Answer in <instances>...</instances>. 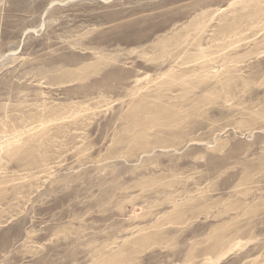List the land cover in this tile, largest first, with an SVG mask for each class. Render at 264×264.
I'll use <instances>...</instances> for the list:
<instances>
[{
    "label": "rangeland",
    "instance_id": "374dc122",
    "mask_svg": "<svg viewBox=\"0 0 264 264\" xmlns=\"http://www.w3.org/2000/svg\"><path fill=\"white\" fill-rule=\"evenodd\" d=\"M262 11L264 0H0V264H264ZM233 20L236 44L217 51L213 34ZM187 32L217 52L213 67L235 61L233 84L183 90V55L162 49ZM140 100L150 115L130 116ZM169 105L165 127L152 116ZM43 117L40 147L30 132L3 137Z\"/></svg>",
    "mask_w": 264,
    "mask_h": 264
},
{
    "label": "bare ground",
    "instance_id": "6f19581e",
    "mask_svg": "<svg viewBox=\"0 0 264 264\" xmlns=\"http://www.w3.org/2000/svg\"><path fill=\"white\" fill-rule=\"evenodd\" d=\"M252 1V0H251ZM257 1H259V0H257ZM245 2V1H244ZM251 3V2H250ZM250 3H249V5H250ZM253 3H255V1L253 2ZM245 4V3H244ZM243 4V5H244ZM256 4V3H255ZM246 5V7L248 6V3L247 4H245ZM245 5L244 6H242V7H245ZM251 6V5H250ZM253 6H255L254 4H252V7ZM259 7V6H258ZM248 8H249V6H248ZM261 10V9H260ZM248 12V11H247ZM255 12V11H254ZM262 12H264V11H262ZM260 14H261V12H259ZM251 15H253V13H251ZM259 15V14H258ZM263 15V16H262ZM261 16L262 17H264V14H262ZM245 16V15H244ZM250 16V15H249ZM248 16V17H249ZM251 17V16H250ZM254 17V16H253ZM262 17H259V19L260 18H262ZM252 18V17H251ZM258 18V17H257ZM237 19V18H236ZM248 19V18H247ZM264 19V18H263ZM252 20L253 21H251L250 19H248L246 22H247V24H249V25H253L254 26V24H256V22H255V20H257L256 18H255V20H254V18H252ZM223 21V20H222ZM234 21V27H232L233 25H230V24H227L226 26L225 25H222L221 26V28H219L217 31H215V33L213 34V37L211 38V40L213 41H218V42H220V41H223V42H225V44L224 45H214V46H212V47H215L216 48V50H217V48L218 49H220V50H225V47L226 48H229V47H232V45H234V44H236V42L237 41H234V40H229V41H227V39H229L231 36H238L240 33H241V30H240V28H239V25H238V27L235 25V20H233ZM260 21H261V19H260ZM231 22V21H230ZM232 24H233V22H232ZM237 27V28H236ZM243 27V26H242ZM241 27V28H242ZM244 29V28H243ZM235 30H237V31H240V32H237L236 33V31ZM245 30V29H244ZM201 33V32H200ZM203 33V32H202ZM177 35H179V34H177ZM198 35V34H197ZM202 35V34H201ZM179 37L180 36H177V37H175L174 38V40L172 41V39H170L169 40V42H170V45H171V47L170 46H167V47H170V49L169 50H166V49H162V51L163 52H165L166 53V55L167 54H170V55H172L173 53L172 52H170V50L171 49H177V50H174L175 52H178L179 54H182L183 56L181 57V58H179V60H178V64H177V67H183L182 69H183V71H181L180 73H179V75L175 78V80L178 82V81H181V83H179L182 87H183V90H187V89H194V88H196L199 84H203V85H205L206 86V88H208V89H211V88H209V82L211 81V82H213L214 80L216 81V82H219V84H220V88L222 87V89L224 88V89H226L229 85H231V83L233 84L234 83V81L235 80H237V75H229V73H235V72H239L240 70H239V68L237 67V66H234V63H235V61H233V62H229L228 60V62L226 61V59L227 58H222V60H221V58H220V60L222 61V63H220V65H218L217 67H213V64H216L215 63V61L217 60L216 59V57L214 58L212 55L214 54V53H217V52H210V51H213V50H210L209 51V49L207 50V49H205V48H202V46H203V44H202V42H201V40H199V39H196V38H192L191 36V38L192 39H190L189 38V34H188V32L185 34V36H184V38H180L179 39ZM160 45V44H159ZM157 47V46H156ZM158 48V47H157ZM161 48H164V47H161ZM173 51V52H174ZM218 51V50H217ZM157 53V52H156ZM159 53V52H158ZM162 54H164V53H162ZM166 55H165V57H166ZM176 55V54H175ZM178 56V55H177ZM218 56H219V53H218ZM159 57H161L160 55H159ZM164 57V56H163ZM173 57V56H172ZM175 57V56H174ZM177 58V57H176ZM165 60V59H164ZM217 62V61H216ZM240 62V61H239ZM231 64H233V66L231 65ZM238 68V69H237ZM171 69H173V68H171ZM239 74V73H238ZM239 76V75H238ZM214 83V82H213ZM213 83H211V86H212V84ZM172 84H173V82H172ZM204 86V87H205ZM213 87H215V85L213 86ZM200 88V87H199ZM230 88V87H229ZM202 89V88H201ZM169 90V89H168ZM183 90H182V92H183ZM204 90H205V88H204ZM232 90V89H231ZM191 92H192V90H190ZM189 91V92H190ZM188 92V91H187ZM184 93V92H183ZM207 93H212V91L211 90H209V92H207ZM213 93H215V92H213ZM186 94H188V93H186L185 92V95ZM224 96V95H223ZM180 98V97H179ZM174 101V100H173ZM136 102V101H135ZM138 102V104H135V105H131V106H133V108L135 109H131L132 107L130 106V109L129 110H131L132 111V113H131V111H130V116H132L133 115V112H134V114L136 113V110L138 109V106H142L144 103H142L143 102V100H142V102H141V100H140V102L139 101H137ZM134 103V102H133ZM147 103V102H146ZM163 104V103H162ZM162 104H161V106H162ZM167 104V103H166ZM165 104V105H166ZM152 105V104H151ZM158 105V104H157ZM156 105V106H157ZM153 106V105H152ZM155 106V107H156ZM171 105H169L167 108H169ZM163 107V106H162ZM150 108H154V107H150L149 106V110H150ZM158 108V107H157ZM171 108H173V106H171L170 107V109ZM174 108H176V105H175V107ZM173 108V109H174ZM139 109H143V111H144V108L142 107V108H139ZM138 109V110H139ZM155 109V108H154ZM154 109H153V111H154ZM159 109V108H158ZM173 109H171L173 112H168L167 110H165L164 111V109H162V111H157L156 112V114L155 115H151L155 120H157V121H159V120H162L163 122H164V124L162 123L161 125H163V126H168L167 124H170V125H172V123H170V122H173V120L175 121L176 120V118H174V116H176V114L174 113L175 112V110H173ZM134 110V111H133ZM146 110L148 111V109L146 108ZM156 110V109H155ZM54 111V110H53ZM140 111V110H139ZM147 111H144L145 113H147V114H149V111L147 112ZM143 112V113H144ZM138 113V112H137ZM136 113V114H137ZM140 113H141V111H140ZM139 113V114H140ZM153 113V112H152ZM175 115H174V114ZM129 114V113H128ZM154 114V113H153ZM30 115V114H29ZM32 115V114H31ZM34 115V114H33ZM40 115V114H39ZM51 115V114H50ZM53 115V114H52ZM141 116H143L142 115V113L140 114ZM140 115H138V116H140ZM150 115V114H149ZM27 116V115H26ZM37 116V115H36ZM60 116V115H59ZM35 117V116H34ZM47 117H49V116H47ZM47 117H43V118H40V120L42 119V121H41V123H40V121H38V124H36V125H33V121H36V120H32L31 121V123L32 124H30V125H33L34 127H30V125H29V123L27 124V125H25V126H27V127H22V125H21V123H20V126L18 127L17 125L19 124H17L15 127L13 126L12 128H11V130H8V131H5V133L6 134H4V136L3 137H5L6 136V138H8L9 139V137H7L8 135H10V137H11V139H9V140H15L16 141V139L17 138H21L20 136H22V134H24V133H26V132H30L31 133V138H35V145L37 146V147H40V137L38 138L37 137V135H38V133H37V130H35V129H38V130H43L42 131V133H43V135H45L44 133H45V131L47 130L46 129V127H45V123H48V122H50V120L47 118ZM133 117V116H132ZM132 117H130V118H132ZM134 117H135V115H134ZM150 117V116H149ZM168 117V118H167ZM58 118V117H57ZM128 118H129V115H128ZM136 118V117H135ZM139 118V117H138ZM145 119L144 120H148V119H146V116L144 117ZM166 118V119H165ZM170 118V119H169ZM137 119V118H136ZM142 119V118H141ZM153 119V120H154ZM22 120V119H21ZM37 120H38V118H37ZM52 120V119H51ZM55 120V119H54ZM53 120V121H54ZM144 120H142V121H144ZM151 120V119H150ZM27 121V120H26ZM57 121V120H56ZM55 121V122H56ZM141 121V122H142ZM149 121V120H148ZM15 122V121H14ZM147 122V121H146ZM160 122V121H159ZM176 122V121H175ZM129 123V122H128ZM133 123V122H132ZM152 123H154V122H152ZM156 123V122H155ZM161 123V122H160ZM25 124V123H24ZM134 124V123H133ZM137 124V123H136ZM248 124V123H247ZM59 126H56V127H58V128H60V131L59 132H61V127H60V124H58ZM149 125V124H148ZM150 125H151V123H150ZM137 126H138V124H137ZM55 127V128H56ZM140 127H142V125L140 126ZM63 128V127H62ZM41 131H39V132H41ZM130 131H132V130H130ZM1 132V131H0ZM167 132V131H166ZM9 133V134H8ZM186 134V133H185ZM27 135V134H26ZM144 136V134H142V132H137V133H134V135H133V139H132V141H133V143H134V145H140L141 146V148L143 149H145V144H144V142H143V139H142V137ZM30 136H28V137H30ZM44 137V136H43ZM2 138V137H1ZM30 138V139H31ZM37 138H38V140H39V142H38V140H37ZM43 139V138H42ZM8 140V141H9ZM173 140V139H172ZM7 141V140H6ZM7 141V142H8ZM28 141V140H27ZM169 141V140H168ZM174 141V140H173ZM30 142V141H29ZM32 142V141H31ZM30 142V143H31ZM42 142V141H41ZM148 142V141H147ZM14 143V142H13ZM34 143V142H33ZM39 143V144H38ZM12 143L10 142V145H11ZM18 144V143H17ZM148 144H150V143H148ZM152 144V143H151ZM9 145V144H8ZM13 145V144H12ZM23 145V144H22ZM15 146V145H14ZM14 146H12V147H14ZM20 146V143H19V145L18 146H15L14 148H12V149H9V150H11L12 152H14L13 154L15 155H17V153H18V149H19V151L20 152H22V151H25V149L26 148H23L24 146H25V144H24V146H22V148L21 147H19ZM30 146V145H29ZM42 147H43V145H41ZM146 146H147V144H146ZM26 147H27V145H26ZM8 148H9V146H8ZM21 148V149H20ZM146 148H149L148 146L146 147ZM44 152H46V151H44ZM38 153V152H37ZM39 154V153H38ZM37 154V155H38ZM46 155V154H45ZM39 156V155H38ZM42 156V155H41ZM40 158V157H39ZM35 159V158H34ZM32 162H33V159H32ZM189 202V201H188Z\"/></svg>",
    "mask_w": 264,
    "mask_h": 264
}]
</instances>
